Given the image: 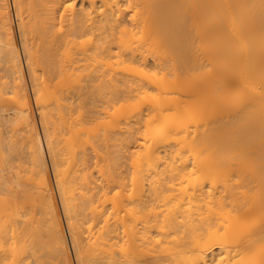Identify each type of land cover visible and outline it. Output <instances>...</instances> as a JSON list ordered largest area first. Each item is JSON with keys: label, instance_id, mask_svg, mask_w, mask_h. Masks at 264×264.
I'll return each mask as SVG.
<instances>
[{"label": "bare ground", "instance_id": "obj_1", "mask_svg": "<svg viewBox=\"0 0 264 264\" xmlns=\"http://www.w3.org/2000/svg\"><path fill=\"white\" fill-rule=\"evenodd\" d=\"M66 1L13 0L18 36L28 62L26 66L34 80L35 96L31 101L22 74L10 2L0 0V62L3 64H0V264H71L69 242L76 264H264V0H68L67 5ZM71 1H79L78 10L72 9L74 3L71 5ZM24 3L29 14L27 22L22 18ZM67 10L72 13H67L71 16L66 18ZM152 37L168 49L167 53L169 51L178 63L176 67L178 65L185 72L186 69L194 72L199 69L195 56L198 42L201 57L206 62L203 61V65L200 59L205 69L203 84L197 74L199 71L193 72V79L201 83H191L196 89L200 88L191 91L193 98L200 101L189 103V93L184 94L188 103L184 102L182 93L187 90L178 93L175 89L177 96L172 97L175 94L168 92V96L171 95L168 97L166 84L160 79L161 92L152 98V105L148 100L152 108L145 115L146 120L142 116L144 123L140 122L142 114L137 115L139 111L137 116L132 113L139 117L145 130L142 127L137 131L138 120L135 118L133 123V117L124 109L126 113L122 116L119 109L120 119L127 114L134 127L128 122L125 128L127 121L121 123L123 119L109 111L113 115L106 114L110 121L107 130L102 131L104 134L100 132L102 137L95 135L97 138L94 136L90 143L85 142L87 137L84 135L82 140L81 134L84 130L80 132L82 127L72 114V109H76L73 108L75 101L62 103L57 89L50 96V86L43 89L47 84L41 85L44 74L41 72L40 76H44L41 82L37 73L33 75L34 68L41 67L42 71H47L45 75L48 74L45 80L50 77L43 82L50 80L51 84V79L61 78L70 70L69 77L74 81L80 78V82L85 80L86 84L96 86L94 82L101 84L102 80L98 73H91L95 69L102 71L100 65L104 68L103 74L108 70L105 79L110 78L107 74L112 69L113 59H116L113 67L116 61L125 60L128 66L125 62L119 65L124 64L122 68L127 72L137 74L138 62L143 67L151 60L143 56L141 50L138 52L135 41L141 46L140 40L143 44ZM129 43L134 45L130 48ZM79 44H89V47L85 49ZM79 48L81 53L83 51L81 59ZM193 49L195 55L191 53ZM161 51L164 52L162 49L159 53ZM155 55L152 56L156 60L151 56L154 67L159 66L155 61L161 59ZM164 59H161L164 62L159 60L160 63H166ZM81 61L90 62L99 70L91 68L86 71L92 72L82 74L84 68L91 66L83 64L85 67L80 71ZM166 64L170 66L171 62ZM166 66L162 67H169ZM114 69L110 76L117 67ZM126 71L120 72L118 78ZM159 73L161 76V70ZM179 73L176 72L178 78ZM52 74L56 76L51 78ZM142 75L138 77L141 79ZM113 76L111 81L117 77L112 79ZM125 77L123 86L130 79L125 84ZM164 77L166 79V74ZM118 78L114 81L119 82ZM36 80L41 89L36 88ZM114 81H109L111 85L107 80L104 82L112 86ZM86 84L83 85L87 87ZM146 86L150 88L152 83ZM98 90L103 91L101 87ZM77 101L79 103V99ZM201 101L205 103L199 104ZM33 105L46 134L52 178L33 116ZM78 110L77 106V115ZM199 113L205 117L204 123L199 119L204 127L201 124L203 130L198 133L197 129L188 130L196 131L191 138L186 128L191 125L192 116L195 118ZM126 117L123 122L128 120ZM118 122L125 128L121 133ZM62 129L66 131L63 136ZM116 129L120 137H115ZM133 133L140 136L137 137L142 141L140 145ZM112 141L114 150H106ZM134 142L138 143V149H133L132 153L135 147L130 145ZM85 144L93 157L86 154L90 151L85 150ZM111 145L108 148L111 149ZM119 146L120 151L123 148L128 153L124 152L123 157L131 160V166H127L132 169H129L130 174L122 170L127 161L120 162L122 153L116 155ZM100 151H104L103 156ZM26 153L27 162L22 159ZM89 155L96 158L94 168L91 165L93 170L88 165L92 161ZM99 157L105 161L103 166L102 161L96 162ZM189 163L192 164L189 166ZM94 169L97 178L93 176Z\"/></svg>", "mask_w": 264, "mask_h": 264}, {"label": "rangeland", "instance_id": "obj_2", "mask_svg": "<svg viewBox=\"0 0 264 264\" xmlns=\"http://www.w3.org/2000/svg\"><path fill=\"white\" fill-rule=\"evenodd\" d=\"M69 1H70V0H69ZM73 1H74V0H73ZM73 1H71L70 4H71V3L73 4V3H74ZM9 2H10V8H11V16H12V19H13V26H14V30H15V36H16L15 38L17 39L16 41H17V44H18V47H19V55H20V58H21V68H22V72H23L22 74H23V76H24V83H25V85H26L25 87L27 88L28 94H29V96H30V98H31V101H32V100H34V96H35V94L33 95V91H35V89H34L35 86H33V84H34V80L32 79V78H33L32 76L30 77V75H31L32 73L30 74V71H29L28 65L26 66V63L28 64V62L26 61V56H24L25 54L23 53L22 43H21V37L18 36V35H19V34H18V33H19V32H18L19 29H18V25H16V24H18V18H17V13L15 12L16 10H15V8H14V2H13V0H9ZM67 2H68V0L66 1V5H67ZM68 3H69V2H68ZM78 3H79V1H76L73 5L71 4L72 6L69 5V4H68V5H69V7L71 6L72 9L74 8L73 10L75 11L76 8H77V10H78V8H79V7H78V6H79ZM74 5H75V6H74ZM26 8H27V7H26V3H24V6L22 7V9H23V12H22V16H23V17H22V18H23V20L25 19L24 22H27L28 19H29V17H28L29 14H28V12H27L28 10H27ZM67 8H68V7L66 6V9H67ZM69 9L71 10V8H69ZM26 10H27V11H26ZM73 10H72V11H73ZM68 11H69V10H67V12L65 11V13H64V15L66 14V15H65L66 18L71 16V15H70V16L68 15L71 11H70V12H68ZM67 13H68V14H67ZM71 13H72V12H71ZM24 14H25V15H24ZM27 17H28V19H27ZM26 19H27V21H26ZM136 38H137V37H136ZM136 38H135V39H136ZM151 39H152L151 41H150V38H149V39H146L145 42L143 41V42H144L143 44H144V45L146 44V46H143L141 40H140V42H141V43H140L141 46L139 45V41H137V40L135 41V40H134V41L136 42V43L134 42L135 45H136V48H137V45H138V52H139V50H141V51L144 53V54H142V52L140 51L141 54H142L143 56L146 55V56H147V59H150V60H151V61L148 60L147 64H146L145 66H143V67H142V64L138 62V64H140V65H138V68H139V67H140V69L143 68L142 71H141L140 69H138V73H139V70H140V73H139V74H141V75H142V74L147 75V76H145V75H142V76L145 77V78H144V79H145L144 81H145V82L148 81V83L142 82V80H143L142 78H143V77L140 79L141 76L138 77V75H139L138 73H137V74H136V73H132L131 71H130V73L127 72L124 68H122V67L124 66V64H123L122 66L119 65V64H122L123 62H125V60H124L123 62L120 61V63H119V60L116 61V63H115L116 65H114V67H113V63H114V61H115L116 59H113V61H111V63L113 62V63H112V69H111V71H112L114 68L116 69V67H117L116 71H115V69H114L115 72H114V71H113L114 73L112 72L113 75H114V76L111 75V76H113L112 79H113L115 76H117V77H115V78H118L120 72H123V71H126V72L129 74V76H128V74H127V76H128V77H127V76L125 75L126 72H124L125 74L122 73L121 76H122V75H125V76L127 77V80H126V77H125V76H122V77L120 76V77H121V80L123 79V81H124V77H125V82H124V83L126 84V82L128 81V79H129V78H130V79H129V82H127V84H126L125 86H123V84H122L123 81L121 82V81L119 80L120 77L118 78L119 82H117V80L114 81V80H115V78H114V80H112V81H114L113 84H112V86L114 85V86H113V89H112V86H109V85H111V83H112V81L110 80V78H111V76H110L111 71H109V75L107 74V77L109 76L110 78L105 79L104 75L106 74V72L108 73V70H107V71H104V74H103V69H104V68H103V66H101V67H102V69H101L100 65H98V67H99L100 70H102V71H96V69H95V72H93V73H91V74L94 75L95 73H96V74L98 73V75L100 76V81L102 80V82H101V84H99V81H98V83H96L97 81L94 82V84H96V86L93 85V83H92V84L90 83L92 86H91L89 83H87L90 87L86 84V82H84L85 80L80 82V80H82V79H80V78H79L78 81H74L73 79H71V78L69 77V74L71 73L70 70H68L69 72L67 71L68 74H67V72H66V73L64 72V73H63V76H61V78H60V76L57 78V77H55V76H56L55 74H54V75L52 74V75H51V78H52V77H53V78L55 77L57 80H56V79H51V82L53 81L51 84H50V80H49V83H48V82H47V83H46V82H43V80H45L46 75L48 76V74L45 75V73H46L47 71H46V72H44V70L42 71V70H41V67L37 66V68L39 67V69L34 68L36 71L34 70L35 72L33 73V75H36V73H37L36 77L38 76L37 79H39V80L42 79V77L45 76L44 79L42 80V82H41V80H40V82L42 83L41 85H43V86L47 84V86H45L44 88L42 87L43 89H46V88H48V87L50 86L49 88H50V90H52V91H50V90L48 91V89H47L48 93L51 92V93H49L50 96H52V95L55 94V93H52V92H56V91H57L56 93H58V91H59V95H57V94H56V95H57L59 98H62V99H63L62 103L67 104V103H69L70 101H75L74 104H76V106H73V108L76 107V109H77V106L79 107V110H78V111H79V115H77V114H78L77 112L75 113L76 109L74 108V109H75L74 113H73V110H74V109H72L73 117L76 118V120L78 119V121H79V126L81 125V127H82V128H80V132H81V130H84V131H85V132L82 131L83 133L81 132V134H83V136L81 135V136H82V140L84 139V135H86L85 138L87 137V138H86L87 140H84V141H85V142H88V141H89V143H90V142H91L90 139L93 138V140H94V138H95L96 136L99 137V134H100V136L102 137V135L104 134L102 131L105 132V131L107 130V125H108L107 123L110 121V117H109V116L115 114V115L118 116L119 119H120V114H121V113H120V114L117 113V111H118L119 109H120L121 112H122V116H123V113L128 112V115L130 114L129 116L133 117L132 120H131V118H130V120H131L133 123L135 122V121H133V120H135V118L138 120L137 122H139V120H140V119H138L139 117H135V116H137V115L139 116V114L141 113L142 115L140 114V115H141V116H140V118H141L140 122L144 123V121L147 119L145 115H146V114L148 115V110H149V108H150V107L152 108V106H150V104L152 105V101L155 99L154 96L157 97L158 94L161 92V90L159 91V86H160V85H159V81H160V79H162V80H163L162 82H164V83L166 84V89H165V90L167 91V96H168V92H169V93H170V92H173V93H174V92H175V91H174L175 89H176V91H177L178 93L181 92V91H185V90H187L186 92L182 93V97H183L184 94L186 95V94H189V93H190L188 96H190V95H191V96H190V97H187V98H188V101H190V99H191V102H189V103L200 101L199 98H197V99H199V100H197L196 98H193V95H192L193 92H196V91L199 90L200 88L197 87V89H196V86H195L194 84H193V85L191 84V83H193V81H194V83H195L196 80L193 79V78H194V77H193V74H194L195 72L197 73L198 71H199V72H198L197 74H199V75L201 76V77H200L201 79H199V80H201V81H202V84H203V75H202V74L204 73L205 69H202V66L204 65V62H206V61H204V60H203L204 58L202 59V57H201V56H203V55H202V52L199 51L200 48H199V46H198V45H199L198 40L195 38V39L197 40V42H198V45H197L196 40H194V43H195V44L193 43V44H194V45H193L194 47H195V45H197V46L195 47V49L198 48V49H196L197 54L195 53V52H196L195 49H193V51H191V53H193V52L195 51V52H194V55L196 54L195 56L197 57V66H198V64H199V65L201 66V68H200V66H198L199 69H198V71H197V69H196L195 72H194L193 70H192V71L189 70V71L192 72V73H191V72L188 71V69H186V72H185V70L183 71V69L180 68V67L177 65L178 68L182 69V70H179V69L176 67V65H175V64H178V63H176V60L173 59L174 57H173L172 55H170V52H169V51H168V53H167V50H168V49H167V50L164 49V47H162V46L158 43V41H157L156 39L154 40L153 37H152ZM84 40H85V39H84ZM84 40H83V41H84ZM148 40H149L151 43H150ZM45 41H46V40H45ZM154 41H155V42H154ZM86 42H87V41H85V44H87ZM137 42H138V44H137ZM156 42H157V44H156ZM45 43H46V42H45ZM79 43H80V42H79ZM149 43H150V44H149ZM129 44H131V45H130V48H131L133 43H129ZM148 44H149V45H148ZM151 44H152V46H151ZM79 45H80V44H79ZM133 45H134V44H133ZM47 46H48V45H47ZM139 46L141 47V49H139V48H140ZM142 46H143V47H142ZM148 46H150V47H148ZM70 47H73V46H70ZM80 47H82V48L85 47V49H86V47H89V44H88V46H85V45L83 44L82 46L80 45ZM127 47H128V46H127ZM146 47H147L148 49H147ZM151 47H152L153 49H152ZM155 47H157L159 50H158L157 48H155ZM160 47H161V49H160ZM194 47H193V48H194ZM68 48H69V46H68ZM145 48L147 49V51H144V50H146ZM73 49H74V48H72V50H73ZM75 49H76V48H75ZM154 49H155L156 51H153ZM162 49L164 50L165 53H164L163 51H161V53H159L160 50H162ZM68 50H69V49H68ZM70 50H71V49H70ZM70 50H69V51H70ZM72 50H71V51H72ZM129 50H130V49H129ZM132 50H133V51H136V50H135V47H133ZM151 50H152V51H151ZM73 51H74V50H73ZM77 51H78V50H77ZM149 51H151V52H149ZM198 51H199V52H198ZM75 52H76V50H75ZM79 52L81 53L80 48H79ZM136 52H137V51H136ZM148 52L151 53L152 55H155V54H156L155 56H159V57H161L162 60L166 57V58H165V59H167V60H166V63L171 62V64H173V61H174L175 63H174L173 65H174V67H175L178 71H177L174 67H172L173 65L171 66V64H170V66H171L172 68H170L169 64H166V63L162 64V63H160V61H159V60H161L160 58H158V60L155 61L156 63H157V62L159 63V64H158L159 66H155V67H154V65L152 66V64H154V62L152 63V61H153L156 57L150 55ZM73 53H74V52H73ZM82 53H83V51H82ZM82 53L80 54V59L82 58V57H81V56H82ZM86 53H87V52H86ZM88 53H89V51H88ZM146 53L149 54V55H147ZM154 53H155V54H154ZM158 53H159V54H158ZM166 53L169 54V55L171 56V57H170L171 59L168 58L169 56H167ZM23 54H24V55H23ZM138 54H139V53H138ZM164 54H165V55H164ZM199 54H201V55H199ZM161 55H162V56H161ZM151 56L154 57L153 60H152ZM163 57H164V58H163ZM199 57H200V58H199ZM165 59H164V60H165ZM172 59H173V61H170V60H172ZM198 59H199V60H198ZM200 59H201L203 65L200 64V63H201ZM155 60H156V59H155ZM162 60H161V62H164V61H162ZM198 61H200V62H198ZM203 61H204V62H203ZM86 62H87V61H85V62L82 63V61H81V64H79V65H80V66H79V69H80V68H84L85 65H88V64L90 63V62H87V63H86ZM79 63H80V62H79ZM150 63H151V64H150ZM0 64L3 65L2 62H0ZM83 64H85V65L83 66ZM93 64H94V63H93ZM109 64H110V63H109ZM125 64H126L125 66H128V64H129L128 61H127V63L125 62ZM134 64L137 65V63H134ZM161 64H162V65H161ZM205 64H206V63H205ZM110 65H111V64H110ZM110 65H109V66H110ZM143 65H144V64H143ZM150 65H151V66H150ZM163 65H164V66L167 65V66H169V67H167V66H166L167 68L162 67ZM34 66H35V65H34ZM81 66H83V67H81ZM88 66H89V65H88ZM90 66H91V67L84 68V70H83V69H80V71H82V70L84 71V73H82V74H85V71H86L87 69L90 70L91 68L93 69V71H94V68H97V70H99L98 67H94V68H93L91 63H90ZM94 66H96V65L94 64ZM132 66H135V65H132ZM205 66H206V65H205ZM105 67H106V66H105ZM129 67H130V65H129ZM129 67H128V68H129ZM152 67H154V68H152ZM159 67H160V68H159ZM107 68H108V66H107ZM134 68H135V67H132V68H129V69L134 70ZM144 68H147V69H144ZM169 68H170V69H169ZM204 68H205V67H204ZM109 69H110V68H109ZM129 69H128V70H129ZM157 69H159V70H157ZM163 69H166V71H167V69H169V70H168L169 72L167 71V72H168V73H167V72H165ZM89 70H88V71H89ZM119 70H120V71H119ZM122 70H123V71H122ZM160 70H161V72H162V73H161V76L159 75V74H160V73H159ZM162 70H163V71H162ZM174 70H175V71H174ZM201 70H202V71L204 70V71L202 72ZM27 71H28L29 73H28ZM80 71H79V73H80ZM88 71H86V72H88ZM117 71H119V72H117ZM158 71H159V72H158ZM170 71H171V72H170ZM181 71H182V72H181ZM41 72L44 74V76H40V75H43ZM89 72H92V71H89ZM99 72H101L102 74L99 73ZM134 72H136V71H134ZM144 72H145V73H144ZM157 72H158V74H157ZM173 72H174V74H173ZM176 72H177V73L180 72V73H179V74H180V75H179V78H178V74H176ZM184 72H185V73H184ZM187 72H188V73H187ZM193 72H194V73H193ZM38 73H39V74H38ZM76 73H77V72H76ZM116 73H117V74H116ZM131 73H132V75H130ZM96 74H95V75H96ZM133 74H134V75H133ZM165 74H166V79H165V77L163 78V76H164ZM168 74H169V75L172 74V75H174V77H173L172 75H170V77H168V76H169ZM187 74H191V76L188 77ZM28 75H29V76H28ZM79 75H81V73H80ZM162 75H163V76H162ZM195 75H196V74H195ZM105 76H106V75H105ZM133 76H134V77H133ZM135 76L138 77V78L141 80L140 82H142L143 84L145 83V85H143V84L141 83V84L143 85V86H141V84H140V82H139V79L136 78ZM148 76H149L151 79H150V78H147ZM151 76H153V77H151ZM154 77H155V78H154ZM160 77H162V78H160ZM172 77H173V81H172ZM175 77H177V78H175ZM49 78H50V77H49ZM49 78H46V80L48 81ZM68 78H69V79H68ZM153 78H154L155 80H154ZM167 78H168V80H167ZM169 78H170V79H169ZM187 78H188V79H187ZM191 78H192V79H191ZM58 79H59V80H58ZM108 79H109V80H108ZM158 79H159V80H158ZM164 79H165V80H164ZM189 79H190V80H189ZM31 80H32V81H31ZM46 80H45V81H46ZM106 80L108 81V84H109V85L107 84V82H104V81H106ZM152 80H154L155 82L152 81ZM199 80H198V83H197V81H196L197 85H199V83H201V81H199ZM55 81H56V83H55ZM57 81H59V82H57ZM109 81H110L111 83H109ZM149 81H151V83H152V86H151V87H154V85H155L154 88L151 89V87L149 86V85H151V83H150ZM170 81H172V82H170ZM175 81H176V82H175ZM191 81H192V82H191ZM65 82H66V84H65ZM76 82H77L76 85L78 86V84H79V86H80V87L78 86L79 89L82 88L81 90H78L77 86L75 85ZM78 82H79V83H78ZM83 82H84V83H83ZM115 82H117V83H121V84H116ZM130 82H132L131 85H130ZM162 82H161V83H162ZM167 82H170V83L167 84ZM174 82H175V83H174ZM32 83H33V84H32ZM35 83H37V84H35V85H37L36 88H39V86H40L39 81L37 82V80H36ZM38 83H39V86H38ZM44 83H45V84H44ZM57 83H59V84H57ZM68 83H69L70 85H72V87H71ZM71 83H72V84H71ZM80 83H82V84H80ZM102 83H104V84H102ZM114 83H115V84H114ZM128 83H129V84H128ZM149 83H150V84H149ZM176 83H178V84H176ZM54 84H55V85H54ZM83 84H86L87 87H85V85H83ZM97 84H98L99 86H97ZM106 84H107V85H106ZM136 84H137V85H136ZM138 84H139L143 89H142L141 87H139ZM146 84H147V86H149L150 88H148V87L146 86ZM169 84H170V85H169ZM182 84H183V86H182ZM185 84H188L189 86H187V85H185ZM48 85H49V86H48ZM53 85H54V89H53ZM57 85H58L59 87H58ZM67 85H68V86H67ZM104 85L107 86L108 88H107V87H104ZM118 85H119L121 88H120ZM128 85H130L132 88H131V87H128ZM158 85H159V86H158ZM171 85H174L175 88H173ZM176 85L178 86V88H177ZM51 86H52V87H51ZM56 86H57V87H56ZM102 86H103V87H102ZM126 86H127V87H126ZM145 86H146L147 88H145ZM167 86H168V87H167ZM170 86L172 87V89H171ZM179 86H181V87H183V88L181 89V87H180V89H179ZM184 86H185V88H184ZM186 86H187L188 88H187ZM40 87H41V86H40ZM55 87H56V88H55ZM67 87H68V88L70 87V88L68 89ZM73 87H74V88H73ZM92 87H93V88H92ZM97 87H98V88H97ZM100 87H101V89H102L104 92L107 91V92H106L107 95H106V93H104L103 91H102V92H103V93H102V92H100V90H98V89H100ZM109 87H110V88H109ZM114 87H116V88L114 89ZM122 87H123V88L126 87V89L124 88V90H123ZM189 87H191L192 89H189ZM202 87H203V86H202ZM32 88H33L34 90H33ZM76 88H77V89H76ZM106 88H107V89H106ZM118 88L121 89V90H119ZM128 88H131V89H128ZM139 88H140V89H139ZM155 88H156V89H155ZM167 88H168V89H167ZM186 88H187V89H186ZM193 88H194V89H193ZM39 89H41V88H39ZM56 89H57V90H56ZM75 89H76V90H75ZM87 89H88L89 91H88ZM110 89L112 90L111 92H110ZM117 89H118V92H116ZM127 89H128V90H127ZM134 89H135V90H134ZM177 89H178V90H177ZM183 89H184V90H183ZM55 90H56V91H55ZM77 90H78V91H77ZM85 90H87V91L90 93V95H89V93H87V91H85ZM90 90H91V91H90ZM113 90H115V91H114L115 93L113 92ZM129 90H131V91L133 90V92H128ZM169 90H171V91H169ZM179 90H181V91H179ZM188 90H189V91H188ZM194 90H195V91H194ZM31 91H32V92H31ZM73 91H74V94L72 93V95H71L70 92H73ZM83 91H84V94L86 93V94H85L86 96L84 97L85 100H84V98H83L84 94L80 93V92H83ZM97 91H98V92H97ZM119 91H120V93H119ZM155 91H157V92L155 93ZM191 91H193V92H191ZM30 92H31V93H30ZM42 92H44V91H42ZM45 92H46V91H45ZM78 92H79V94H76V93H78ZM92 92H93V93H92ZM99 92H100L102 95L105 94L104 97H102V95H101ZM109 92H110V93H109ZM124 92H128V93H131V94H129V96H128V95H127L128 93H124ZM163 92H164V91H163ZM177 92H176V93H177ZM34 93H35V92H34ZM68 93H69V94H68ZM91 93L94 94V95H91ZM98 93H99V94H98ZM112 93H114V94H116V95H117V93H118L117 98H114L116 95H114V94H112ZM123 93H124V94H123ZM176 93H174L175 95L172 94V97H173V96H174V97L177 96L178 93H177V94H176ZM46 94H47V92H46ZM80 94H82L83 96H81ZM154 94H155V95H154ZM170 94H171V93H170ZM170 94H169V95H170ZM49 95H48V96H49ZM56 95H55V96H56ZM65 95H66V96H65ZM74 95H75V96L77 95V96H79L80 98L75 97ZM99 95H100L101 97H99ZM110 95H111V96H110ZM113 95H114V96H113ZM120 95H124L125 97L120 96ZM126 95H127L128 97H127ZM185 95H184L185 99H183L184 102H186V100H187V98H186L187 95H186V96H185ZM71 96H72V97L74 96L73 99L71 98ZM87 96H89V97H87ZM90 96H92V97L90 98ZM109 96H110V97H109ZM178 96H179V95H178ZM64 97H65V98H64ZM67 97H69V100L67 99ZM150 97H151V98H150ZM153 97H154V99H152ZM168 97H171V95L168 96ZM184 97H183V98H184ZM194 97H195V96H194ZM198 97H199V96H198ZM201 97H202V96H201ZM108 98H110V99L112 98L113 100H112V99H111L112 101H111L110 99L108 100ZM70 99H71V100H70ZM77 99H79V103H77V102H78ZM82 99H83V100H82ZM67 100H68V101H67ZM80 100H82V101H80ZM148 100L151 101L150 104H148V103L150 102V101L148 102ZM193 100H194V101H193ZM110 101H111V102H110ZM109 102L112 103L113 105L110 104ZM202 102L205 103L204 101H201V103H199V104H202ZM186 103H188V102H186ZM78 104H79V105H78ZM109 104H110V105H109ZM111 106H114V107H111ZM122 107H123V108H122ZM113 108L116 109V111H115ZM123 109H124L126 112L123 111ZM134 109H135L136 111H135ZM107 110H108V112H107ZM150 110H151V109H150ZM109 111H114V113L112 114V113L109 112ZM134 111H135V112H134ZM137 111H139V113H138ZM140 111H142V112H140ZM118 112H119V111H118ZM136 112H137L138 114H137ZM149 112H150V111H149ZM109 113H110V115H109V116H106V114L108 115ZM116 113H117V114H116ZM132 113H133V115H135V116H132ZM202 113H203V112H202ZM202 113H199L198 116L196 115V116H197V118H196V116H195L196 119L194 118V116H192V122L194 121L193 123L190 122V121H191V120H190L191 117L188 119V121L190 120V121H189V122H190L189 124H191V125H188L189 128H188V127L186 128L187 136H191V138H192V137H194V135H196V133H198L200 130H203V127H204V124H203V123L205 122V119H204L205 117L203 116ZM136 114H137V115H136ZM76 115H77V116H76ZM33 116H34V119H35V123H36V126H37V130H38V133H39V137H40V139H41L42 148H43V153H44V157H45V160H46V163H47V166H48L49 174L51 175V178H52V172H51L52 170H51V166H50V165H51V162H50V154H49L48 150H46V149H48V147L46 146V145H47L46 137H44V136H46V134H45L44 131H43L44 129L42 128V124H41V122H40L41 120H40V117H39V115H38V110L34 107V105H33ZM104 116H105V117H104ZM122 116H121V119H120V120H122V119L124 120V118L127 116V114H125V117H123V118H122ZM142 116H145V120H144V118H143ZM202 116H203V118H202ZM77 117H78V118H77ZM95 117H96V119H95ZM97 117H99V118H97ZM106 117H108V121H107V118H106ZM198 117H199V118H198ZM101 118H102L103 120H102ZM126 118H127V117H126ZM142 118H143V119H142ZM100 119H101V121H99ZM127 119H128V120L125 119L124 122H123V120H122V122H121V123H125V122L127 121V122L125 123V128L127 127L126 124H129V123L131 122V121L129 120V118H127ZM193 119H195V120H197V119H198V120H199V119H203V123H202L201 120H199V121H198V120L195 121V120H193ZM142 120H144V121H142ZM98 121H99V122H98ZM106 121H107V122H106ZM97 122H98V123H97ZM119 122H120V121H119ZM119 122H118V124H117V125H118L117 127H118L119 131H120V130H121V131H122V130L124 131L125 128L123 127V125H122V126H121V124L119 125ZM128 122H129V123H128ZM132 122H131L130 124L132 125V127H134V126L136 125L137 127L135 126V128L137 129V131H138V130L140 131V129L143 127L142 123L140 124V122H139V126H138V123H137V122H136L135 125L132 124ZM186 122H187V120H186ZM198 122H199L200 124H199ZM84 123H85V124H84ZM99 123H101L102 125L104 124L105 126H102V125L99 124ZM196 123H198V124L196 125ZM82 124H83V126H82ZM97 124H98V125H97ZM187 124H188V122H187ZM201 124H203V127H202ZM133 125H134V126H133ZM140 125H142V126H140ZM194 125H195V126H194ZM97 126H98V127H97ZM101 126H102L103 128H102ZM144 127H145V126H144ZM144 127H143V128H144ZM85 128H86V129H85ZM98 128H99V129H98ZM120 128H121V129H120ZM100 129H101V130H100ZM104 129H106V130H104ZM118 129H116L115 132H116ZM136 129H134V130H136ZM195 129H197V130H196L197 132H196V131H193V132H192V131H190V132L188 131V130H195ZM62 130H63V129H62ZM62 130H61L60 134H62V136H63V135L65 134L66 131L63 130V133H62ZM96 130L99 131V132H97ZM143 130H145V128H144ZM143 130H141V133H142ZM119 131H117V135H116V133H115V134H112V136H113V135H114V136L116 135L115 137H117V136L120 137V135H118V134H119ZM121 131H120V133H121ZM89 132H90L91 134H90ZM100 132H102L103 134L100 133ZM143 132H144V131H143ZM195 132H196V133H195ZM200 132H202V131H200ZM85 133H86V134H85ZM113 133H114V131H113ZM136 133L139 134V132H136ZM136 133H135V134L133 133V135L136 136V137L134 136V137H135V140H136V142H138L139 145H140V144L142 143V141L140 140L141 142H139V140H137V137H138L140 134H139V135H138V134L136 135ZM189 133H190V134H189ZM192 133H194V135H193ZM97 134H98V135H97ZM142 134H143V133H142ZM191 134H192L193 136H192ZM95 135H96V136H95ZM62 136H61V137H62ZM92 136H93V137H92ZM94 136H95V137H94ZM140 136H141V135H140ZM140 136H139V137H140ZM142 136H143V135H142ZM61 137H60V139H61ZM90 137H91V138H90ZM97 137H96V138H97ZM134 137H133V139H134ZM139 137H138V139H139ZM141 138H142V137H141ZM141 138H140V139H141ZM189 138H190V137H189ZM191 138H190V139H191ZM93 140H92V141H93ZM136 142L133 143V144H135V146L131 143L133 146H132V145H130V146H131V147H135V148H132V149H131V152H132L133 149H135V151H137L136 149H138V146H137L138 143L136 144ZM116 143H117V141H116ZM45 144H46V145H45ZM109 144L111 145V144H115V143H113V141H112V143L110 142ZM109 144L106 146L107 149H106V148H104V149H106V150H108V151H109V150H112V149H113V148H112L113 146L111 145V149H110V148H108V147H110ZM117 144H119V142H118ZM86 145H87V144H85V148H86L85 150L90 151L91 149L88 147V145H87V146H86ZM102 145L104 146V144H102ZM102 145H100V146H102ZM87 147H88L89 149H88ZM104 147H105V146H104ZM117 147H118V146H117ZM119 147H120V146H119ZM136 147H137V148H136ZM101 148L103 149V147H100V149H101ZM114 148L116 149V146H115V145H114ZM102 149H101V150H102ZM113 150H114V149H113ZM120 150H121V147H120V149L117 148L118 154H116V153H117V152H116V153H114V155H115V154H116V155H120L119 152L122 153V154L120 155L121 157H123V156H125L126 154H128V153L125 152V150L123 151V148H122V151H120ZM88 151H87V152H88ZM104 151H105V150H104ZM104 151H100V152H102V156H103V154H104V153H103ZM129 151H130V150H129ZM135 151H134V152H135ZM110 152H111V151H110ZM124 152H125L126 154H123ZM22 153H25L24 150H23ZM90 153H92V151H90V152H88V153H86V154L88 155V154H90ZM132 153H133V152H132ZM22 155H23V154H22ZM26 155H27V153L24 154V156H26ZM90 155H91V154H90ZM90 155L88 156L89 158H90ZM24 156H22V157H24ZM91 156H92V155H91ZM120 156H119V158H120ZM127 156H128V155H127ZM92 157H93V156H92ZM92 157L89 159V161L92 159ZM117 157H118V156H117ZM25 158L27 159V156L24 157V158H22V159H23L24 161H26ZM100 158H101V157L97 158V160H96V162L98 161L97 164H99V161L101 162L102 160H104V159L99 160ZM115 158H116V157H115ZM128 158H129V156H128ZM95 159H96V158L94 157V158L92 159V161H90L91 164H90V163L88 164V165H90V167H91V165H92V167H93V165H94L93 162H95ZM124 159L127 160L126 157H123V159H121L120 162H125ZM27 160H28V159H27ZM127 161H128V160H127ZM127 161H126V164H125V166H124V168H123L122 170H123V171H126V172L129 173L132 169L128 168L127 166H131L130 163H129L131 160L129 159V161H128V162H127ZM26 162H27V161H26ZM104 162H105V161H102L103 164L100 163L101 166L104 165ZM127 163H128L129 165H128ZM25 164H26V163H25ZM191 164H192V163H189V166H190ZM94 166H95V165H94ZM97 166H98L99 168L101 167L100 165H97ZM92 167H91V169H90V168H89V169H90V170H93L94 167H93V168H92ZM125 167H126L127 169H126ZM97 169H98V168H97ZM129 169H130V171H129ZM188 169H189V167H188ZM190 169H191V167H190ZM94 170H95V169H94ZM122 170L119 169L118 171H122ZM96 171H97V170H95V171L93 172V176H95L94 178H97V177H98V175L96 176V174H95ZM123 171H122V172H123ZM126 172H125V173H126ZM97 174H98V173H97ZM123 174H124V172H123ZM126 174H127V173H126ZM126 174H125L124 176H126ZM129 174H130V173H129ZM128 176H129V175H128ZM53 190H54V192H55V197L57 198V202H58V206H59V211H60V216H61V221H62L63 226H64V229H65V234L67 235L66 227H65V224H64L65 221H64L63 213H62L61 208H60V204H59V200H58V196H57V193H56V190H55V185H54V183H53ZM67 239H68V236H67ZM69 253H70L71 264H76L77 262H76V260H75L74 253H73V251H72V249H71V247H70V242H69Z\"/></svg>", "mask_w": 264, "mask_h": 264}]
</instances>
